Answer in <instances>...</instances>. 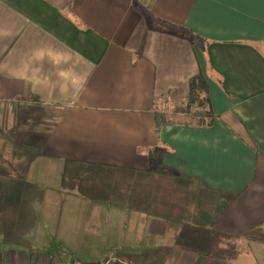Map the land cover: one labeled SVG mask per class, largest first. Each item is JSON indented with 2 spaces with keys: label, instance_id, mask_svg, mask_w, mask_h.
I'll list each match as a JSON object with an SVG mask.
<instances>
[{
  "label": "crops",
  "instance_id": "crops-1",
  "mask_svg": "<svg viewBox=\"0 0 264 264\" xmlns=\"http://www.w3.org/2000/svg\"><path fill=\"white\" fill-rule=\"evenodd\" d=\"M0 135V264H264V0H0Z\"/></svg>",
  "mask_w": 264,
  "mask_h": 264
},
{
  "label": "trees",
  "instance_id": "trees-1",
  "mask_svg": "<svg viewBox=\"0 0 264 264\" xmlns=\"http://www.w3.org/2000/svg\"><path fill=\"white\" fill-rule=\"evenodd\" d=\"M187 93L181 104V112L185 118L184 124L206 126L211 123L214 114L208 83L202 73H198L190 79Z\"/></svg>",
  "mask_w": 264,
  "mask_h": 264
},
{
  "label": "rangeland",
  "instance_id": "rangeland-1",
  "mask_svg": "<svg viewBox=\"0 0 264 264\" xmlns=\"http://www.w3.org/2000/svg\"><path fill=\"white\" fill-rule=\"evenodd\" d=\"M0 141L1 142H3L4 144H6V143H8V142H13V140L10 138V137H7V136H5V135H0ZM11 144V143H10ZM33 146V145H32ZM26 151H27V154H29L31 157L32 156H34V154L36 153V151L38 150L37 148H35V147H33V148H31V147H29V148H27V149H25ZM2 152H4V154L6 153V159L8 158L7 156L10 154V156H9V158L7 159L8 161L9 160H12V158L14 157V156H12L11 154H12V152H17V151H19V150H17L15 147H9V148H7V149H3V150H1ZM12 167H16V165H11ZM70 169H72V168H70ZM18 173V172H17ZM18 175H19V173H18ZM68 177H69V175L66 177V184H68V185H70V181H68ZM80 178V180H81V182H80V184L82 183V179H81V177H79ZM77 180V182H79V180H78V178L76 179ZM71 185H73V184H71ZM64 191H67L66 193H63L62 195L63 196H67L68 194H69V190H68V187H65L64 188ZM80 193H82V191L80 190ZM71 195V194H70ZM105 261H102L101 262V264L102 263H104ZM80 264H82V263H80Z\"/></svg>",
  "mask_w": 264,
  "mask_h": 264
},
{
  "label": "built area",
  "instance_id": "built-area-1",
  "mask_svg": "<svg viewBox=\"0 0 264 264\" xmlns=\"http://www.w3.org/2000/svg\"><path fill=\"white\" fill-rule=\"evenodd\" d=\"M47 262H49L50 264H66L64 261H62L61 256H54V255L48 256ZM116 263H120V261L114 257L106 260L102 264H116Z\"/></svg>",
  "mask_w": 264,
  "mask_h": 264
}]
</instances>
